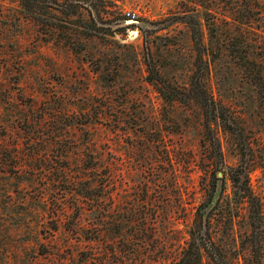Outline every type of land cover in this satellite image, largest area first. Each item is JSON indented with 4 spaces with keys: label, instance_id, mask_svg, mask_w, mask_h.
Returning <instances> with one entry per match:
<instances>
[{
    "label": "rangeland",
    "instance_id": "obj_1",
    "mask_svg": "<svg viewBox=\"0 0 264 264\" xmlns=\"http://www.w3.org/2000/svg\"><path fill=\"white\" fill-rule=\"evenodd\" d=\"M192 1L0 0V165L13 168H0V264H172L221 183L210 237L231 264H264L231 179L249 162L264 228V85L223 34L211 39L206 84L244 148L196 101H167L146 81L145 60L188 85ZM228 2L216 0L220 18ZM254 27L252 66L264 73V18Z\"/></svg>",
    "mask_w": 264,
    "mask_h": 264
},
{
    "label": "trees",
    "instance_id": "obj_2",
    "mask_svg": "<svg viewBox=\"0 0 264 264\" xmlns=\"http://www.w3.org/2000/svg\"><path fill=\"white\" fill-rule=\"evenodd\" d=\"M21 5L29 7L36 0H19ZM57 1V0H54ZM229 1L225 8V13L222 17L217 16L218 12L213 8L216 0H195L188 5V9L184 14V22L190 29V38L194 55V71L191 75L190 81L186 87H180L166 80L156 65H152L145 60L148 74L146 81L154 86L155 90L167 101L171 100H194L196 101L205 116L214 114L234 136L243 137L244 148L248 146V142L244 135V131L237 132L236 127L238 123L236 117L227 110V108L216 102L212 93L210 92L206 82L209 75L210 61L212 60V45L211 39L223 34L226 41H222L225 49L228 50L236 60L237 64L244 70L246 75L250 78H256L257 83L264 85L263 71L256 70L252 65L255 63L253 58L257 39L253 38V28L255 21L261 22L264 18V5L261 0H249L244 4L234 5L233 0ZM244 5V6H243ZM199 6V7H197ZM200 6L203 10H200ZM36 14V12H33ZM89 13H91L89 11ZM96 16L90 15V19L94 20ZM200 17L204 21L202 25ZM205 26L209 42L205 41L203 27ZM236 29L237 32L232 33ZM258 34V35H257ZM255 36H264V31L259 29ZM260 61H263L264 47H261ZM262 65V64H260ZM260 67V66H259ZM244 148L242 154H244ZM14 167V166H13ZM4 171H11L8 164L0 165ZM250 165L247 161H242L234 172L231 179L240 190L241 194L246 197L250 203L249 219H250V238L254 239L255 247L260 248L264 239L263 216L260 210V200L251 191L248 184L247 175L250 171ZM219 172V171H218ZM217 172V173H218ZM216 173L218 179H222ZM244 178V179H242ZM216 184L214 193L210 201L202 209L197 207L194 223L190 228L189 238L185 242V246L175 259H172V264H231L229 258H226L222 251L215 245L209 233L210 213L217 205L221 194V185ZM103 184H99L102 187ZM95 188V187H94ZM202 209V210H201ZM136 217V216H135ZM145 216L141 215L139 221L144 223ZM259 253V252H258ZM260 254H258L259 256Z\"/></svg>",
    "mask_w": 264,
    "mask_h": 264
},
{
    "label": "water",
    "instance_id": "obj_3",
    "mask_svg": "<svg viewBox=\"0 0 264 264\" xmlns=\"http://www.w3.org/2000/svg\"><path fill=\"white\" fill-rule=\"evenodd\" d=\"M127 21H130V20H127ZM217 175H218L219 177H221V176H222V172L219 171V172L217 173Z\"/></svg>",
    "mask_w": 264,
    "mask_h": 264
}]
</instances>
